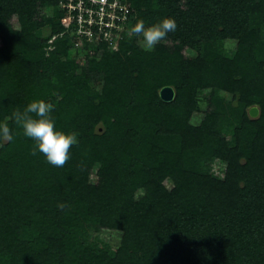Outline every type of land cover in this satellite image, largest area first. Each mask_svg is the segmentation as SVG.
Here are the masks:
<instances>
[{
  "label": "trees",
  "instance_id": "obj_1",
  "mask_svg": "<svg viewBox=\"0 0 264 264\" xmlns=\"http://www.w3.org/2000/svg\"><path fill=\"white\" fill-rule=\"evenodd\" d=\"M130 2V28L177 29L151 51L124 35L80 48L59 0H0V264H264V0ZM33 99L78 133L63 166L14 118Z\"/></svg>",
  "mask_w": 264,
  "mask_h": 264
},
{
  "label": "clouds",
  "instance_id": "obj_2",
  "mask_svg": "<svg viewBox=\"0 0 264 264\" xmlns=\"http://www.w3.org/2000/svg\"><path fill=\"white\" fill-rule=\"evenodd\" d=\"M176 29L175 19L165 16L147 26L141 19L131 27V32L141 38V46L146 51H151L169 32ZM54 107L55 105L43 99H33L23 110L17 109L13 115L23 134L33 140V154L37 151L42 152L50 164L63 166L70 159V147L77 144L79 139L77 132L64 131L55 126ZM13 131L5 123L0 122V136L11 140ZM60 207H63V204Z\"/></svg>",
  "mask_w": 264,
  "mask_h": 264
},
{
  "label": "built area",
  "instance_id": "obj_3",
  "mask_svg": "<svg viewBox=\"0 0 264 264\" xmlns=\"http://www.w3.org/2000/svg\"><path fill=\"white\" fill-rule=\"evenodd\" d=\"M59 6L65 11L63 26L77 38L80 48L86 40L95 45L106 42L115 49L122 33L131 29L130 0H59Z\"/></svg>",
  "mask_w": 264,
  "mask_h": 264
},
{
  "label": "rangeland",
  "instance_id": "obj_4",
  "mask_svg": "<svg viewBox=\"0 0 264 264\" xmlns=\"http://www.w3.org/2000/svg\"><path fill=\"white\" fill-rule=\"evenodd\" d=\"M46 13L48 14V13H50V11L48 10V11H46ZM13 24L16 26V20L15 19L13 20ZM262 31L264 34V28L262 29ZM121 36H123L121 39L134 37L136 39V43L138 45H141V43H140L141 38L138 37L137 35L132 34L131 29H129V30L126 29L125 32H123ZM78 45L81 46V41H79ZM234 47H235V42L232 40H225L222 44V48H223L225 54H228V55H230L233 52ZM115 49H117V47ZM73 53L76 54V60L80 64H83L84 63V55H85L84 51H80V49L73 48ZM189 55H194V52L190 51ZM95 89L99 90L100 84H95ZM197 105H198L197 106L198 108H197L196 112H194L192 114L191 119H190V122L194 125H197L200 123V121L203 117L204 111L207 108L206 107L207 106L206 92H203V93L201 92L198 95V104ZM213 167L217 171H221L223 168L222 164H220L219 162H213ZM92 176L94 178V175H92ZM138 194H140V193H138ZM89 236H90L89 240L91 242H93L94 244H106L108 246L115 248L116 245L118 244L119 240H120L121 234H120V232H116V231H107V230H103V229H100V230L91 229L89 231Z\"/></svg>",
  "mask_w": 264,
  "mask_h": 264
},
{
  "label": "water",
  "instance_id": "obj_5",
  "mask_svg": "<svg viewBox=\"0 0 264 264\" xmlns=\"http://www.w3.org/2000/svg\"><path fill=\"white\" fill-rule=\"evenodd\" d=\"M159 97L164 102H171L175 97V90L171 86H164L159 90ZM259 114L257 106H252L248 110V115L255 118Z\"/></svg>",
  "mask_w": 264,
  "mask_h": 264
}]
</instances>
